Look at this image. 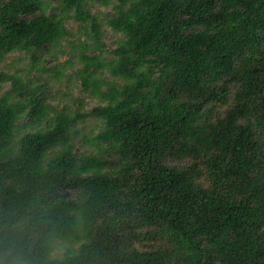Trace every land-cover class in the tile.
I'll list each match as a JSON object with an SVG mask.
<instances>
[{
    "label": "trees",
    "instance_id": "16d2710c",
    "mask_svg": "<svg viewBox=\"0 0 264 264\" xmlns=\"http://www.w3.org/2000/svg\"><path fill=\"white\" fill-rule=\"evenodd\" d=\"M5 84L0 264H264V0H0Z\"/></svg>",
    "mask_w": 264,
    "mask_h": 264
},
{
    "label": "rangeland",
    "instance_id": "374dc122",
    "mask_svg": "<svg viewBox=\"0 0 264 264\" xmlns=\"http://www.w3.org/2000/svg\"><path fill=\"white\" fill-rule=\"evenodd\" d=\"M52 6H56L57 3L56 1H53ZM93 12H97L99 11L101 13L100 18L103 19V14L104 13H110L111 12V8L109 7H104V6H95L92 8ZM50 11H48L49 13ZM103 23V28H104V32H105V36H104V41L106 42L107 46L109 47H114L115 43L118 41L119 35L112 32L110 30L109 27H107L106 23L104 21H102ZM65 26L68 29L70 35L67 37L69 41H73L76 40L77 38H80L81 40H85L86 36L84 34V29H83V25L79 24L78 22L74 21L73 19H67L65 21ZM63 43H65L66 45H68V42L64 41ZM16 53L14 54H10L5 61L3 62L2 65H4L5 63H8L9 61H11L14 57H15ZM68 59L67 55H60V57L58 58L59 61H64ZM56 62V61H55ZM53 62V63H55ZM27 63V59L26 58H21V62L19 63L21 66L26 67ZM75 68V64L72 65ZM74 68H68L65 71V75H69V76H73L74 75ZM63 77L62 78V84H55L54 87L51 86V89L49 90V94L53 95V98L50 100V103L53 105H58L61 106L64 103H67L69 105H74L76 104V102L74 100H72V98H76L79 97L81 99H83V109L87 110L89 108H91L92 106L96 105L99 103V101L97 99H92L88 93H83L80 91V81L75 79L74 77ZM8 84H5L2 86V89H0V92L5 90L6 88H8ZM76 105L73 106V108H75ZM99 121L97 120H93V119H88L86 121V123L84 124H79L78 127H83L86 131H89L93 128H96V126L98 125ZM58 249V248H57ZM62 248L59 249L58 251L55 252L56 255L60 254L62 252Z\"/></svg>",
    "mask_w": 264,
    "mask_h": 264
}]
</instances>
